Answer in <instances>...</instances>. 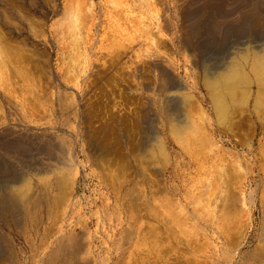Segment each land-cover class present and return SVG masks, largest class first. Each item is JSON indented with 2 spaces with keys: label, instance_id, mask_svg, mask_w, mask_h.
<instances>
[{
  "label": "rangeland",
  "instance_id": "1",
  "mask_svg": "<svg viewBox=\"0 0 264 264\" xmlns=\"http://www.w3.org/2000/svg\"><path fill=\"white\" fill-rule=\"evenodd\" d=\"M84 1L89 21L78 16L74 19V13L72 20L69 18L70 0H0V41L19 46L29 61L30 72L25 73L21 66L19 70L32 77L38 92L33 97L37 104L26 108L39 107L45 115L38 122L24 120L23 107L9 104L0 94V115L8 114L5 124H12L16 136L28 135L42 144L35 143L27 151L12 147L13 152L21 151L18 154L0 148V195L3 189L14 186L12 181L26 178L25 184H18L20 190L37 177L34 172L51 170L59 160L70 163L74 151L87 161L76 149L80 123L85 142L93 141L90 158L94 162H87L88 177L77 176L79 203L73 209L80 218L79 225L93 235L68 240V247L51 258L46 246L50 239L45 235L49 227L46 202L54 192L45 188L41 203L27 211L26 227L18 225L13 208L4 205L0 264H264V107L254 110L234 103L235 107L227 95L225 100L230 105L218 112L210 103L207 88L212 76L208 68L214 71L225 60L241 63L245 54L232 55L237 51L234 47L256 44L243 45L249 33L234 32L251 27V17L244 16L241 24L231 25L233 16H227V9L233 0H194L193 6L199 2L206 5L195 33L208 47L201 53L195 51L196 43L192 49L183 43L192 56L186 62L169 45L168 57L177 67L183 60L181 68L172 73L199 82L204 89L193 98L203 108H193L200 104L192 103V109L179 99H170L175 94L186 97L189 92H176L147 57L139 56L142 69L133 72L136 41L108 20L103 27L96 24L98 18L88 25L93 13H100V0ZM182 1L178 5L193 0ZM173 4L174 0H164L160 7L162 12L166 6L164 19L172 24L165 34L188 38L189 28L181 16H176ZM239 4L240 11H247L252 3L239 0ZM77 42L82 47L79 60L89 58L96 64L87 81L78 82L76 72L67 66ZM254 51L249 49L245 56L252 57ZM262 52L264 55V46ZM166 60L161 63L170 68ZM82 65L89 68V64ZM205 73L209 80L204 81ZM24 92L20 87L16 95ZM5 124L0 121V133ZM159 141L165 143L166 151ZM121 225L126 229L122 238Z\"/></svg>",
  "mask_w": 264,
  "mask_h": 264
},
{
  "label": "bare ground",
  "instance_id": "2",
  "mask_svg": "<svg viewBox=\"0 0 264 264\" xmlns=\"http://www.w3.org/2000/svg\"><path fill=\"white\" fill-rule=\"evenodd\" d=\"M70 1H72V3L70 4V7L68 6L67 10L72 11V13L70 12L68 13V11L66 10L68 16L70 15L69 18H71V16L74 13L75 16H72L74 17V19L75 17L78 16V18L81 19L82 21H85V20L89 21V15L87 13H90V12H86L87 11V3H85L86 1L84 0H70ZM161 1L162 0H100V6H99L100 13L98 16L95 13H93L92 18H90L91 19L90 24L88 25L92 26L94 24V21H96L98 18V21L96 22L97 25H100L101 27H103L104 22L108 20L115 25L116 30H121L124 33L126 32L128 36H130V38L136 41L137 43L138 52L136 55V60L134 62L135 67L133 69V72L137 73L139 69L140 70L142 69L143 62L141 61V59H139V56L147 57L148 59L151 60V63L154 65L152 66L155 67V69L161 74L160 77L165 78L166 83L170 84L172 88L174 89L177 88L176 92H178V90H187L189 92L186 95L187 98L183 96L182 94L180 96H177V94H175V95H171L172 96L170 98L171 100H174L177 102V100L179 99L180 101L184 102V104L186 103V105L188 106H191L192 103L193 105L194 103H199L200 105L196 104V106L194 105L193 108L194 107L197 108V106L199 108H203L202 107L203 105L199 100L195 101L193 99L195 95L197 94L200 95L203 93L204 89L202 85L196 81L190 82L188 79L181 77L179 73H176V74L172 73L171 71L175 72V69H177L178 67L181 68V64L183 60H180L181 64L180 65L178 64L179 66L177 67L175 64V61H172L171 60L172 58L168 59V57L171 55L169 53L170 51L169 49L173 47L175 50L179 51L183 55V59L186 62H190L192 56L190 55V52H187V51L188 49H192L191 47L192 45H195V43H196L195 51H198L201 53L206 51V47H208L207 44H205L203 41H200L198 36L196 37V33L198 32L197 24L202 21V18L204 17L206 13L205 11L206 5L203 3L200 5V2H199L197 6H193L195 5L194 0L192 2L190 1V3H188L187 5H185L184 3L182 5L181 3L178 5L179 2H183V1L174 0L175 5L174 4L173 5L175 9L173 10L176 12L177 14L176 16L178 15L181 16V22L186 24V26L189 28V34H188L189 37L187 38L185 35H183L184 37L181 38L182 36L178 37V34L175 33L174 36H171L170 38L165 33H168L169 26L171 23H170V20L164 19L163 11H165L167 8L165 6L166 9L164 8V10H162L161 12L160 7L162 6V2L164 0L162 2ZM209 1L210 0H206V3ZM248 1L252 3L251 6L247 10V11L252 12L251 15L248 13H245L247 12L246 10L240 11L239 8H242V6H240L239 0H233L232 3L229 2L228 4V6L230 5L231 7L227 9V12H228L227 16L228 17L230 15L233 16V18H230L229 23L231 25H237V26L242 23L244 16H250L251 21L249 22L251 23V27H248V29L246 27H241L242 28L241 30L236 29L234 32L239 33L240 31L245 30V32L249 33L248 38L246 37L247 40L245 41V43H243V45L245 44L250 45L253 43H256V44L251 45V46L245 45L243 47L236 46L234 48L237 51L233 52L232 55L234 56L238 54L246 55L247 51L249 52V49H254L257 51H254L256 53H254V55L252 57L250 56L249 58L248 56L243 55L245 60H243L241 63H237V62L234 63L232 60L226 61L224 59L225 61L223 60L224 61L223 65L219 67V68H222L220 69V71L218 70L219 68H216V70L210 72L211 67L208 68V73L212 75L211 77L208 76L211 81H208V82L206 81L208 83L207 84L208 94L212 96V98H210L212 99L210 103H212V106L214 108H217V110H219L218 112H223L225 109L227 110L228 108L227 106L230 105L227 103L228 101L226 102L225 100L226 99L225 97H227V95L231 96L229 97L230 101L231 99L233 100L231 103L233 104L236 103L237 107L239 108L240 107L242 108V106L244 108L245 106L246 108H253L254 110H256V108L264 107V99H263L264 98V55H262L263 46H264V41H263L264 40L263 39L264 38L263 37L264 36L263 35L264 34V0H248ZM73 5H75V7ZM92 5L94 6L93 3ZM91 8H94V7H91ZM170 12H172V10H170ZM244 14H247V15H244ZM176 25L178 27V23H176ZM75 26L74 28H76ZM249 28H252V29H249ZM72 31H73V28H72ZM161 36H164L165 39H163ZM178 39H179V43H178ZM261 41L263 42L260 44L259 42ZM148 43L150 45H148ZM183 43L187 46V48L188 47L189 48L188 49L185 48L183 46ZM18 47L9 45L5 41H0V86L2 88V92L0 94L4 95V97L7 100L6 102H8L9 104L14 103V105H17L16 103H18L19 104L18 108L20 106L23 107V108H20L21 109L20 111H21V115L24 120L28 119L29 122H38V121L45 119V115L44 114L42 115V110H40L39 107L35 106V108L34 107L26 108L28 107L30 103H32L30 104V106L37 104V102L34 104L35 99L33 97L37 95L38 92H36L35 88L33 87L32 77L25 76L19 70V67L21 66L23 67V69H25V73L30 72V67L27 65L29 61L27 62L26 58L24 59V55L22 51L19 50L20 48ZM80 49H82V47L79 45V43L78 42L75 43V46L71 50V54H69L68 61L70 63L66 60V62H68V65L67 63L66 65L70 67L71 70L76 72L74 74V77L75 75L77 76L76 80L78 82L82 80L87 81V79H89L94 74L95 72L94 69L96 68V64H94V62L93 63L90 62L89 58L87 60H84V62L80 61L81 60L79 58L81 56L80 51H79ZM87 52H88V49L87 47L84 46V56H87ZM259 53H260V56H258ZM232 55H230V58L232 57ZM162 59H165V60L167 59L168 61L167 60L166 61L168 63L170 62V65L172 66L170 67L168 65L170 67L168 68L165 65H163L161 63ZM231 59L235 60V57ZM72 60L74 62H72ZM237 61H241V60L238 59ZM82 63L89 64L88 65L89 68L86 69V67L82 65ZM232 63H234L236 66V69L234 70L232 68L234 64ZM228 70H231V71H228ZM18 72L19 74H17ZM197 77L198 76H196V78ZM208 77L205 73V77H204L205 79L203 78L204 81L206 80V78L209 80ZM219 77H222V78H219ZM35 80L38 84L37 79ZM20 87H23L25 89V92L23 95H16ZM20 97H23V99H21ZM19 98L21 100L18 101L17 99ZM41 98L42 97L40 96V99ZM1 101L3 102V100ZM78 109L80 110V108ZM221 114H222L221 116H224L223 113ZM7 116L8 114L6 112L5 113L3 112V114L0 115V121H4V124H5V120L8 119ZM7 124H5L6 126L3 125L5 128L3 132L0 133V143L2 144L0 148L11 151L13 150L11 149L12 147H18L24 151H27L28 149H31L35 143L39 144L38 142H36V140H34L33 138H30V136L28 135L27 136H23V135L16 136L15 135L16 131L13 129L14 127L12 126V124L10 125H7ZM181 127L182 126H179V131ZM83 130L84 129H82V123H80L79 134L76 136V140L78 141L79 145L77 146L76 149L80 150L82 155H85V157L87 158V161H83L77 154L75 155V151H74L72 152L69 158V161H71L70 163L68 162L61 163L59 160L58 165L52 166L53 169L51 170L49 168H45L46 170H39V171H36V173L34 172V174L37 177L32 178L30 180L29 185L27 183V185H25L22 189L19 190L20 187H18V184L19 183L25 184L26 182L25 177L21 178L20 180H15V181L10 182V185L14 184V186H12L11 189L9 190L3 189L1 191L2 194L0 195V217H5L6 210H5L4 205H7L9 208L11 207L15 211L14 212L15 222L18 225L23 224L25 225V227L28 226L27 211L32 206H35L36 203H39V204L41 203L39 200L44 198L43 194L45 192L44 191L45 188H49L51 191L54 192L52 194V197L49 199V201L46 202V204L48 203L47 204L48 208L46 207L47 208L46 215H48L47 219H48L49 227L46 230L48 231V233L45 235L49 236V239H50V242L46 246L48 248L47 251L49 255H51V258L53 257L54 254H56L57 251L59 250L61 251L65 246L68 247V245L70 244L68 240H72L73 238H81V240H84L83 237H85V235L87 234H90V236L93 235V233L90 232L87 228L83 227L82 225H79L80 218L78 217L77 213L73 211L75 205L79 203V196L76 191V186L78 185V182H79V179H77V176L79 174H83L84 176L88 177V173H87L88 165L87 164L90 162L94 164L93 160L90 158L91 143L93 141L91 140L90 144L89 143L87 144L85 142L84 140L85 134H83L84 132ZM184 130H182L181 128V131L185 135ZM161 143H162V146L165 148V145H164L165 143H163V141ZM39 145H42V144H39ZM163 150L166 151V148ZM11 152L18 154L21 151H18V152L11 151ZM164 154L166 155V153ZM101 166L104 167V165H101ZM42 176H45V177H42ZM39 204L38 206H40ZM263 205H264V202H263ZM120 228H122V230H120L119 237L122 238L124 237L123 234H124V231H126V229H124L123 225H121ZM236 251H238V249H236Z\"/></svg>",
  "mask_w": 264,
  "mask_h": 264
}]
</instances>
